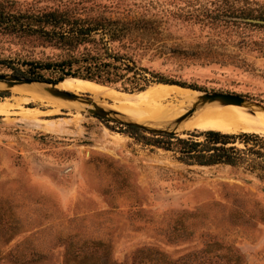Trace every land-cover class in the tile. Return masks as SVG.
Returning <instances> with one entry per match:
<instances>
[{
    "label": "rangeland",
    "instance_id": "obj_1",
    "mask_svg": "<svg viewBox=\"0 0 264 264\" xmlns=\"http://www.w3.org/2000/svg\"><path fill=\"white\" fill-rule=\"evenodd\" d=\"M8 1L22 10L117 20L130 29L109 40L112 52L197 94H236L247 102L241 106L264 108V0ZM83 46L65 50L0 29V73L28 77V63L79 56ZM41 73L44 81L56 75ZM153 79L148 86L164 83ZM3 84L0 103L13 107L0 108V264H68L70 249L82 258L99 243L108 245L116 264H132L138 249L170 264H264V142L230 144L244 157L236 165L193 163L159 145L160 133L128 126L117 112L149 107L148 100L166 105L162 94L179 87L161 84L145 95L151 89H100L81 81L57 86L99 106L118 104L103 107L109 114L99 117L81 99L55 97L39 86L27 91L30 83L17 90L11 87L21 84ZM208 112L193 110L176 128L179 116L173 126L146 125L143 113L131 122L202 140L196 135L204 130L180 129ZM56 125L62 132L50 129Z\"/></svg>",
    "mask_w": 264,
    "mask_h": 264
},
{
    "label": "trees",
    "instance_id": "obj_2",
    "mask_svg": "<svg viewBox=\"0 0 264 264\" xmlns=\"http://www.w3.org/2000/svg\"><path fill=\"white\" fill-rule=\"evenodd\" d=\"M140 28L142 27L138 29ZM0 29L11 33L42 37L51 45L65 50L78 44L84 45L79 56L69 55L54 62L34 61L28 63L30 67L26 70V73L28 78L32 80L44 81L41 70L53 69L56 75L49 81H59L58 83L62 82L61 84L80 81H86L84 83L96 86L101 84H119L124 90L138 91L136 93H145L151 89L145 95L156 92L161 84L164 87L178 86H165L175 85L171 84L175 82L165 81L158 73H153L146 67H141L126 53L112 52L111 47L108 46L109 40L121 39L130 29L127 25L117 20L101 17L90 19L70 18L55 10L43 12L22 10L16 8L11 1L1 0ZM153 78L164 83L148 86L154 80ZM155 86L157 87L155 88ZM173 89H181L177 90V92L182 93L196 92L180 87ZM160 135L163 136V139L155 140L159 145L165 149L178 151L182 158L198 164L227 163L236 165L241 160H244V157L241 150L230 144L235 143L236 140L247 144L252 139L256 142H264V138H260L254 133L234 134L214 130L198 133L196 136H202V140L191 137L181 138L170 133H160ZM255 153L260 154L259 151H255ZM99 248L95 251V254L82 258H80L77 251L70 249L66 261L68 264H116L115 261L108 258V245L99 243ZM156 254L157 252L153 256L151 253L143 254V250L138 249L134 254L132 264L171 263L160 253L161 256H156Z\"/></svg>",
    "mask_w": 264,
    "mask_h": 264
},
{
    "label": "bare ground",
    "instance_id": "obj_3",
    "mask_svg": "<svg viewBox=\"0 0 264 264\" xmlns=\"http://www.w3.org/2000/svg\"><path fill=\"white\" fill-rule=\"evenodd\" d=\"M61 83L62 82L57 83L55 87H57L58 84H61ZM3 85H4L3 82H0V87H3ZM22 86H23L22 84L19 86L18 85L13 86L11 87V89L17 90V89H20ZM37 86L41 87L42 89L46 91H48V88H49L48 85L43 84V83H30V86L27 88V91ZM100 86L101 85L98 86L100 89H103L104 87H106V86H102V87ZM165 86H177V85H165ZM177 87H180V86H177ZM180 88H184V87H180ZM200 95L201 94H196V93H177V92L165 93V94H162V97L166 99L167 101L166 105H163L160 107L153 106L152 101L148 100V102L151 103L149 107H144L142 105H135L136 108H133L131 106L127 109L117 111V112L123 114L124 119L127 121H138L136 119L139 118V114L143 113L142 115L147 116L146 120L149 122V124L148 122L144 120L143 121L141 120L140 122L146 125H150V126L156 125L154 127L171 126L172 124H174V121L176 120V118L178 116L180 117L179 114L185 113V111L196 101V99ZM160 96L161 95H159L158 97ZM156 98L155 100L157 101ZM155 100H154V103H155ZM158 100H162V99L159 98ZM217 102L221 106L215 107L218 104ZM80 104L84 105L83 102H80ZM100 105L104 108L106 107L108 109L110 108L111 110H114L118 106V104L113 103V105H111L103 101L102 103H100ZM10 107H13V106H10V104H7V103H0V108L6 111H9ZM193 110L195 111L196 110H208L209 112L196 116V117L192 116L194 117L192 119H187L185 124L182 126V129H180V131L198 129V130H204V131L214 130V131H220L224 133H236V132H239L238 130L244 129V130H251V131L256 130L258 132L264 133V127L263 129L257 128L259 125L264 124V110L252 109V108H248V107L236 105V104H224L219 101H208V102L200 103ZM125 116L128 117V119L125 118ZM185 118H183L178 124H176L174 128L181 125L185 121ZM158 119H163V120H158ZM243 120H246L248 123ZM160 121H164V122H160ZM50 125H52V123ZM50 129H53L55 132L60 133L62 132L61 130L63 128L61 125H59L57 127L54 126Z\"/></svg>",
    "mask_w": 264,
    "mask_h": 264
},
{
    "label": "water",
    "instance_id": "obj_4",
    "mask_svg": "<svg viewBox=\"0 0 264 264\" xmlns=\"http://www.w3.org/2000/svg\"><path fill=\"white\" fill-rule=\"evenodd\" d=\"M63 80V79H62ZM61 81V80H60ZM0 82H4L8 86H12L14 84H22V83H43L49 86L48 91L52 96L63 98V99H68V100H75V99H81L85 103L90 104L92 107L88 108V111L96 116L99 117H105L109 114V112L104 109L101 106H98L91 98L88 97H83L80 94L74 93L72 91H68L65 89H60L55 87V85L59 82H50V81H37V80H32L31 78L28 77H23V76H18V75H5L0 73ZM199 102L204 103L208 101H219L224 104H242L245 101L244 97L236 94H230V93H222V92H214V93H202L200 96H198ZM199 103V104H200ZM247 103V102H246ZM196 108V107H195ZM260 109L264 110L263 107H260ZM194 109V108H193ZM187 112L186 114L183 115V117H180L177 121L180 122L184 117H186L189 113L193 111ZM122 122V121H121ZM124 124L128 126H137L140 128H147L152 132H155L157 134L159 133H170L174 134V132H164L165 130L163 129H154V128H148L145 125L137 122H131V121H123Z\"/></svg>",
    "mask_w": 264,
    "mask_h": 264
}]
</instances>
